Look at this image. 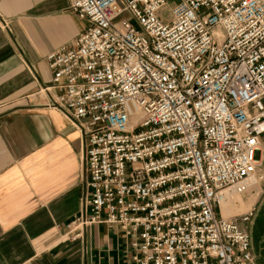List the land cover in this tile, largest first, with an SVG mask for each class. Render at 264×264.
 <instances>
[{"label":"built area","instance_id":"built-area-1","mask_svg":"<svg viewBox=\"0 0 264 264\" xmlns=\"http://www.w3.org/2000/svg\"><path fill=\"white\" fill-rule=\"evenodd\" d=\"M165 6L69 0L87 26L46 56L39 91L83 137L86 193L65 236L119 227L133 264H255L253 211L224 217L218 195L260 166L264 0H180L167 19Z\"/></svg>","mask_w":264,"mask_h":264},{"label":"crops","instance_id":"crops-1","mask_svg":"<svg viewBox=\"0 0 264 264\" xmlns=\"http://www.w3.org/2000/svg\"><path fill=\"white\" fill-rule=\"evenodd\" d=\"M86 26L69 0H0V264H133L119 227L65 236L81 211L83 137L39 91L52 78L46 56ZM243 225L264 264V195Z\"/></svg>","mask_w":264,"mask_h":264},{"label":"rangeland","instance_id":"rangeland-1","mask_svg":"<svg viewBox=\"0 0 264 264\" xmlns=\"http://www.w3.org/2000/svg\"><path fill=\"white\" fill-rule=\"evenodd\" d=\"M169 12H170V9L167 6H165L161 10L160 14L162 15L163 18L167 19L169 17ZM124 17H127V16L124 15ZM68 122L70 123V121H68ZM70 125L72 127H74L75 129H77V127H75L73 124L70 123ZM257 160H260V166L258 168V172H257V175L255 177L259 180V176L264 175V147H263L261 153L257 154ZM81 163L83 165V172H84L83 161H81ZM84 174H85V172H84ZM84 177H85V175H84ZM85 193L86 192H85V185H84L83 192H82L81 197H80L81 201L84 199ZM263 195H264V181L262 182L259 180V184L256 188H253L252 190H249V191H244V192L240 193V197H238L239 195H237V197L234 196L230 200V203L227 207V209H228L227 215L225 217H234L237 220H240L241 215H243L244 213H247L249 211H253L254 207L256 208L259 200L261 199V197ZM251 224H252V220L249 224H246L245 226L244 225L243 226L244 227H250ZM243 229H245V228H243ZM246 229H248V228H246ZM248 230H246V231H248Z\"/></svg>","mask_w":264,"mask_h":264},{"label":"bare ground","instance_id":"bare-ground-1","mask_svg":"<svg viewBox=\"0 0 264 264\" xmlns=\"http://www.w3.org/2000/svg\"><path fill=\"white\" fill-rule=\"evenodd\" d=\"M263 147H264V145H260V147L258 149V153H261ZM258 163L260 164V160H258ZM258 184H259V180L256 177H253L252 179H250L247 182H244L243 184H240V185H237V186H234V187H231L227 190L222 191L218 195V199H219V203H220V210H221L222 215L224 217L227 215V210H228L227 207L230 203V200L234 196L237 197V195H239L238 197H240V193H242L244 191H248L249 189L256 187Z\"/></svg>","mask_w":264,"mask_h":264}]
</instances>
